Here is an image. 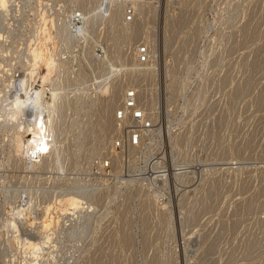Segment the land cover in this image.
<instances>
[{"label":"rangeland","instance_id":"1","mask_svg":"<svg viewBox=\"0 0 264 264\" xmlns=\"http://www.w3.org/2000/svg\"><path fill=\"white\" fill-rule=\"evenodd\" d=\"M3 1L9 9L4 20L15 34H6L8 44L1 48L13 43V50L22 51L12 57L16 65L33 43L38 15L66 20L80 0ZM124 1L133 4L134 15L143 12L134 17L135 30L125 40H106V23L100 24L106 25L101 36L96 28L90 45L84 40L64 45L55 36L56 26L50 29L45 50L59 60L55 80L64 89V102L79 96L75 110L64 104L59 112L66 130L52 166L32 170L16 163L11 130L24 121V112L18 111L20 122L8 124L9 105L24 86L16 70L13 91L19 94L8 101V76L0 72L6 76H0L5 84H0V264H264V0ZM142 41L151 59L134 62ZM97 42L110 49L111 60L116 58L98 68L90 59ZM80 72L86 78L77 87ZM45 74L39 64L31 77L33 90L43 89ZM116 84L124 91L135 84L146 89L160 138L130 158L127 152L111 179L92 183L83 194L89 199L83 202L94 204L92 216L74 222L60 216L50 246L36 258L20 240L38 241V234L26 221L18 231L9 224L26 212L18 207L19 198L32 197L30 218L39 221L44 206L74 198V187L86 183V156L103 144L92 156L110 148L114 110L103 109ZM158 161L168 167V175L156 181ZM137 173L153 176V184Z\"/></svg>","mask_w":264,"mask_h":264},{"label":"bare ground","instance_id":"2","mask_svg":"<svg viewBox=\"0 0 264 264\" xmlns=\"http://www.w3.org/2000/svg\"><path fill=\"white\" fill-rule=\"evenodd\" d=\"M5 2L3 0H0L1 4L2 3L4 4ZM10 3H12V2H10ZM126 3H127V1H124V0H109L107 7L105 9H102V7L104 8V0H80L77 3L78 10H74V11H72V13L67 14L66 20L60 19L59 17H57V19L55 18L56 20L50 19V17H48L45 13L41 12L38 15L39 20H38L36 32L34 33V35L32 34L33 38H34V39L32 38L33 39L32 45H34L35 47L33 49V48H31L32 47V45H31L30 47L28 46L29 48L23 49L22 57L20 60L16 61L17 62V63H15L16 65H14L12 57L16 53H18V51L19 52H22V51L13 50L12 49L13 43H11V45L5 49L1 48V46H3L2 44H4V42L8 44V39L10 38L9 34H11V36L13 37L14 30H13L12 26H10L8 24V20L7 19L4 20V18H7V16L9 15V11H8L9 9L4 6L5 4L0 5V16L2 18V20H0V21L3 22V20H4L3 27L2 28L0 27V72L1 73L4 72L6 74V76H8V80H7L8 90L6 91V94H5L6 98L5 99L10 101V100H12V98L15 97V95H14L15 91H13V78H14V73L16 70H17L18 75L21 78V81H23V86H24L23 87L20 84L21 82L19 81L20 82L19 84L23 87V88H21V89H23L22 93L19 96H17L18 97L17 102L15 101V104L13 102H11L9 105L12 113L10 112L11 113L10 118H9L10 122H8V124L12 122L13 125H15L19 121V114L20 113L18 114V111L24 112V121L23 122L19 121L20 123L19 124L17 123V126L13 130L10 129L11 131H14L12 138L10 140L11 141L10 144H11L12 149L14 150V152L17 155V158H14V159H15L16 163L18 164V166L20 165V166H23L25 168L30 167L32 170H37V169L42 168V167L52 166L51 162H52V160H55V158H56L54 156L55 150L59 152L61 150L62 145H63V137H61V135L66 130V124L63 120H61L62 116L60 117L59 112H61V110L63 109V106L65 104L64 96L62 95V92L64 89L60 85V83L58 82V79L55 80V77H57L56 72L59 68V65L56 62H59V60H57L58 58L55 59L56 56L53 55L54 53H48L47 54L46 50H45V42L50 40L51 35H52V33L50 32V29L52 27L56 26L55 36L60 38L61 42L65 43L64 45H72V44L77 43L78 41H82V40H84V42H86L87 45H90L91 39H93L95 36V31H96L97 26L102 24V23L103 24L106 23V25H108V27L110 28V31H111V29H113V32L115 30V33L113 35L112 32H110L108 29V32L103 36L104 38H106V40H107V38L112 40L111 37H115V38L119 37L120 39L124 38V40H125V38L127 39L128 34L129 33L132 34V32L135 30L134 29L135 23L133 21L128 23V22H124L122 20V10L124 9V6ZM94 6H96V7H94ZM84 7H86V8L91 7L90 11L88 9L85 10ZM62 10H63V8H62ZM95 10H96L95 14L91 15L90 13L93 14V12ZM135 11H136V9H135ZM137 13L134 15V17L141 15L143 12L138 13V14ZM80 17H81L82 22H83L82 26H81L80 30L77 31V33H73V31L71 30V23H73V21L79 19ZM120 20H122L124 24L122 22H120ZM4 28H6V31H7L6 33H3L4 31L1 32L2 30H4ZM16 33H18V32L16 31ZM5 35L8 36L9 38L6 37ZM27 44H29V42H27ZM109 50L105 51V50L101 49V52H98V53L93 52L92 56H90V59L92 58V60H93V61H91L92 65L94 67L98 68L100 65H103L107 62L110 63L109 61L111 59L108 57ZM61 52H62V57H64L66 55V53L64 52V49H62ZM133 53L135 54L133 56H136V57H133L132 61L138 62L137 60H139V57L141 55H139L135 50ZM150 53H151V51H149V54ZM18 58H20V57H18ZM113 59L115 60L116 58L112 57V60ZM39 64H42L46 68V74H45V76H43V78H41L42 83H43L42 84L43 89L38 88V89L33 90V82L31 81V77L34 76L35 70ZM112 66L114 67V65H111V67ZM114 71H116V69ZM25 73L28 74V76H29V78H27L28 80L26 79V81H25L26 77H24ZM80 73L78 74V77L74 80L76 82L77 87H79L78 85L83 84V82H81V81H83V79L86 78L84 73H81V74ZM18 75H16V76L18 77ZM2 77L3 76H1V78ZM5 77H3V78H5ZM35 77H36V75H35ZM135 83H136V81H135ZM0 84H2V83L0 82ZM115 86L117 87V84ZM115 86H113V88L111 86L109 98L107 97L108 102L106 103V107H104L105 105L103 103V105H104L103 107L106 108L103 110H108L111 113L113 112V110H115L116 107H118L122 98L124 97V89H122V86H121V88H119V87L116 88ZM40 88H42V87H40ZM134 88L135 89L139 88L137 90L138 94H140L141 99L144 101L145 109L149 113L151 120L154 122L155 116L152 113L154 101L153 102H152V100L150 101V97H148L146 89H143L141 87H137L136 84H135ZM1 90H3V89H1ZM167 90H168V93L167 92L166 93L169 97V95H171V92L169 89H167ZM16 92L19 94L18 90H16ZM16 92H15V94H16ZM91 95H93V94H91ZM3 97H2V99H3ZM78 100H79V96L76 95L73 102L71 100V102H70L71 104L68 103L65 105H67L66 107H68V108L73 107V109H74L73 104H75V101H78ZM0 101H2V100H0ZM6 109L8 110V108H6ZM6 109L4 111H6ZM0 112H1V110H0ZM8 112H9V110H8ZM3 114H5V113H3ZM2 117H5V116H2ZM3 120H4V118H3ZM3 124H2V127H3ZM8 124H7V126H9ZM21 125H23V126L21 127ZM110 127H112V126H110ZM110 127H109V129H110ZM107 128H108V126H107ZM105 129L103 132H104V135L106 137V135H107L106 131L107 130H105ZM153 130L155 131V129H153ZM110 131H111V129H110ZM111 133L112 132H110V134ZM26 136H29L30 138L26 139ZM103 147H105L104 144H103ZM103 147H100V148L97 147L98 149L96 148V152L91 151V154L89 156L88 155L86 156L88 158L85 157L86 159H88L86 166L83 165V166H85V167H83V170L85 172L88 170V163H89V160L92 157V155L99 153ZM135 151H136L135 149L129 150L128 151V156H129L128 158H130V156L133 155V153ZM113 154H116V157L113 159L114 174H116L120 170L118 168H121L122 156L119 155L118 153H116L114 150H113ZM156 173L158 176H156L154 174L156 176V177H154V180L156 178L161 177L160 174L158 173V171ZM152 177H149V178L152 179ZM92 183H94V182H92ZM92 183H89V182L82 183V184L79 183L80 185L74 187V191H73L74 198H72L70 196L71 197V199L69 198L70 201L66 200L68 202L64 201V198H61L60 202L57 203L58 205L53 204L50 206V204H49V205L44 206V208H43L44 209V218L40 219V221L38 220L39 217L38 218L34 217L33 219L30 218V212H31V206H32V197L29 194H27V195L24 194L22 199L19 198L21 203H18V205H19L18 207L23 208V206H24L26 208V212H24L23 214L20 213L21 216L17 217L16 216L17 213L14 211L13 214H14V216H16V218L11 219L9 224L14 230L18 231L19 226L23 227V225H24L23 221H26V224H28L27 226L31 230H33L34 232H36L38 234V237H39V238H37L38 241H36V239H31L29 237H26V238L20 240L23 243V245H26L29 249L32 250V254L36 258L39 257L42 254V252H44V249L48 245L50 246V242H51V233L50 232L54 231L55 228L58 227V225L60 223V216L65 217L63 220L66 219L67 222L70 221V219H73L72 222H74L76 220L80 221L82 219L87 220L92 216V212L94 211V209H93L94 204L83 202L85 199L89 200V199L85 198L83 196V194L86 192L89 193L91 191L90 189H88V187L91 186ZM18 197H20V196H18ZM58 201H59V199H58ZM18 210H20V212L23 211V209L22 210L18 209ZM53 210H55V213L59 214V216L57 215L58 217L55 218V217L51 216V212ZM31 216H33L32 213H31ZM28 227H26V228H28Z\"/></svg>","mask_w":264,"mask_h":264},{"label":"built area","instance_id":"3","mask_svg":"<svg viewBox=\"0 0 264 264\" xmlns=\"http://www.w3.org/2000/svg\"><path fill=\"white\" fill-rule=\"evenodd\" d=\"M108 2L109 0H104V8L102 7V9L107 7ZM134 11L133 4L127 2L122 10V20L128 23L132 22L134 20ZM82 23L81 17L71 23V30L73 33H77V31L80 30ZM103 26L104 29H102ZM103 26L98 25L97 27L100 36L106 31V25ZM137 44L136 52L141 55L139 58L143 60L142 62H145V59L150 60V50L148 49V45L144 41ZM103 45L104 43L102 42L95 43L93 47L94 53L101 52ZM152 58H154L153 55ZM112 121V134L109 143L110 148H107V151L104 154L95 155L90 158L88 170L84 174L85 182L101 183L113 177V159L116 157V154H113V150L122 156L123 163L124 155L127 156L129 150L135 149L136 151H141V149L149 146L150 140H153L154 137L160 138L159 133L156 132L158 129L157 122L154 123L151 120L149 113L145 109L144 101L141 99L140 94H138L137 89L132 85L124 91V97L118 107L114 110ZM153 129H155V131H153ZM154 166L156 167L154 171H158L161 176L156 179V181L165 179L168 175V167H166L161 161L155 163ZM140 175H143L144 179L152 182V180L143 173H137L134 176L137 177Z\"/></svg>","mask_w":264,"mask_h":264}]
</instances>
